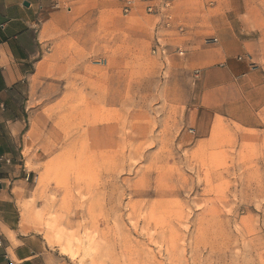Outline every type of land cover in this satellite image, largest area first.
<instances>
[{"label": "rangeland", "instance_id": "obj_1", "mask_svg": "<svg viewBox=\"0 0 264 264\" xmlns=\"http://www.w3.org/2000/svg\"><path fill=\"white\" fill-rule=\"evenodd\" d=\"M213 3H172L200 22L164 33L163 64L142 6L52 0L65 17L28 87L24 206L63 264H264V0L209 22Z\"/></svg>", "mask_w": 264, "mask_h": 264}, {"label": "crops", "instance_id": "obj_2", "mask_svg": "<svg viewBox=\"0 0 264 264\" xmlns=\"http://www.w3.org/2000/svg\"><path fill=\"white\" fill-rule=\"evenodd\" d=\"M193 1L152 0L161 10L164 5L169 7L154 16L157 24L151 54L156 39L160 38L168 49L166 59L156 57L163 64H167L170 57L164 33L172 27V31L182 34L179 28L185 29L183 21L200 22V18L196 17L193 21L191 17L181 19L172 3L187 6ZM212 2L213 8H208L212 10L209 22L222 17L216 16L214 10L226 4V0ZM51 3L52 0H0V157L12 160L11 165L0 161V264H63L42 235L36 233L34 223L29 220L27 215L33 213V206H24L34 197L35 186L31 179L40 164L34 152V142L30 143L28 137L31 132L27 129L28 87L36 72L46 67V59L50 55L52 20L65 17L63 12L53 11ZM119 3L122 11L120 0ZM167 17L172 18L169 28L166 27ZM179 48L186 53L182 46H178L175 49L177 56ZM179 57H185V54ZM31 148L32 154L26 156V150ZM29 163L31 169L28 168Z\"/></svg>", "mask_w": 264, "mask_h": 264}, {"label": "built area", "instance_id": "obj_3", "mask_svg": "<svg viewBox=\"0 0 264 264\" xmlns=\"http://www.w3.org/2000/svg\"><path fill=\"white\" fill-rule=\"evenodd\" d=\"M121 2H122V12L126 16L132 14L133 11L139 6L144 7L145 11L151 15H159L163 13L167 8H169L168 5H164L163 9L161 10L159 7L153 4L152 0H121ZM171 21L172 18L167 17V23H166L167 28L171 26ZM179 32L183 33L184 28L180 27ZM211 42L217 43V39H213ZM177 53L179 56H184L185 54V52L180 48L178 49ZM152 54L153 56L161 59H166L168 57L167 46H165L162 43L160 38L156 39L155 45L152 49ZM0 161L4 162L6 165L12 164V160L6 157H0Z\"/></svg>", "mask_w": 264, "mask_h": 264}]
</instances>
